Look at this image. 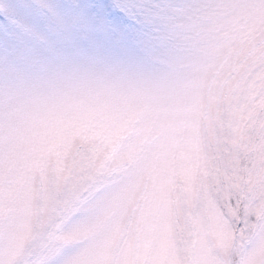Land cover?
<instances>
[{
  "label": "snow or ice",
  "instance_id": "6c2138e0",
  "mask_svg": "<svg viewBox=\"0 0 264 264\" xmlns=\"http://www.w3.org/2000/svg\"><path fill=\"white\" fill-rule=\"evenodd\" d=\"M0 264H264V0H0Z\"/></svg>",
  "mask_w": 264,
  "mask_h": 264
}]
</instances>
